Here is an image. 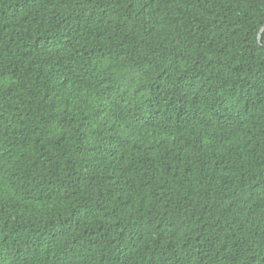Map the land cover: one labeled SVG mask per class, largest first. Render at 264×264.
<instances>
[{
  "label": "trees",
  "instance_id": "obj_1",
  "mask_svg": "<svg viewBox=\"0 0 264 264\" xmlns=\"http://www.w3.org/2000/svg\"><path fill=\"white\" fill-rule=\"evenodd\" d=\"M264 0H0V264H264Z\"/></svg>",
  "mask_w": 264,
  "mask_h": 264
},
{
  "label": "water",
  "instance_id": "obj_2",
  "mask_svg": "<svg viewBox=\"0 0 264 264\" xmlns=\"http://www.w3.org/2000/svg\"><path fill=\"white\" fill-rule=\"evenodd\" d=\"M263 30H264V25L261 27L260 32H259V36H258V44L259 45H261V34H262Z\"/></svg>",
  "mask_w": 264,
  "mask_h": 264
}]
</instances>
